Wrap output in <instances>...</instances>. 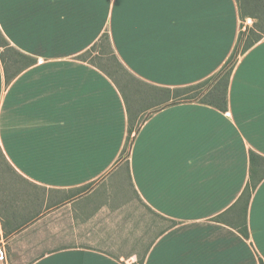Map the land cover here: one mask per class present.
Instances as JSON below:
<instances>
[{
  "label": "crops",
  "instance_id": "crops-1",
  "mask_svg": "<svg viewBox=\"0 0 264 264\" xmlns=\"http://www.w3.org/2000/svg\"><path fill=\"white\" fill-rule=\"evenodd\" d=\"M256 2L242 12L236 0H0V32L34 60L8 83L0 60L2 245L65 210L69 241L28 264L264 263V178L248 203V239L214 220L249 183L250 151L264 158V36L238 56L224 111L197 102L157 108L152 99L137 109L124 171L156 217L139 245L111 253L82 228L115 204L99 186L85 190L110 175L120 184L128 119L114 77L78 56L107 33L125 71L160 97L218 72L244 21L264 25V0ZM56 230L48 224L54 238Z\"/></svg>",
  "mask_w": 264,
  "mask_h": 264
},
{
  "label": "trees",
  "instance_id": "trees-1",
  "mask_svg": "<svg viewBox=\"0 0 264 264\" xmlns=\"http://www.w3.org/2000/svg\"><path fill=\"white\" fill-rule=\"evenodd\" d=\"M238 3V7L242 12H246L249 9L256 10L258 7V3L256 0H236ZM243 16V15H242ZM241 17V15H240ZM244 19V17H242ZM252 33L246 34L244 31H239L237 42L234 46L232 53L226 62L222 65V67L216 72L213 76L198 82L196 84L176 88V89H161L160 97L158 93L151 92L148 88H152L149 85L136 80L133 76L129 75L124 67L118 62L114 52L112 50L111 42L107 33H104L100 36L98 41L92 45L87 51H85L82 55L78 56V58L82 61H87L86 54L98 50V53L101 52L102 56L106 54V49L111 53L113 64L115 66L113 73H109L102 69L101 67L93 64L98 67L101 71H103L106 76L114 77V81L116 84L120 85V89L122 92V97L124 99V103L126 106L127 119H128V135L126 138V142L121 151L126 152L125 158L128 159L129 150L131 145L130 136L132 132L135 131V123L137 119V109L144 105L146 102L150 103V100H153V105L157 108H162L174 104H179L183 102H197L204 105H209L215 107L219 110L224 111L227 106V89L228 83L230 80V75L232 73L233 67L236 63V60L239 55L246 52L250 47H252L256 42H258L261 37L251 38ZM13 53V54H11ZM8 57L6 58V56ZM0 60L2 66L4 68L5 73V81L8 83L17 73H19L23 68L31 66L34 64V60L28 58L12 49L9 46V43L4 38L2 33L0 32ZM9 67H15L16 71L12 73V75H8ZM128 93H125V92ZM150 114L146 117H143L138 122H142L145 120ZM130 140L129 144L127 142ZM0 159L5 161L4 156L0 150ZM6 162V161H5ZM249 183L246 185L241 195L235 204L227 210L225 213L214 218L217 222H223L224 224H228L244 238L248 239V229L246 224V212L248 203L251 197L252 192L256 188V186L261 182L264 178V158L257 155L253 151L249 153ZM126 167L128 168V164L126 163ZM232 213V214H231ZM231 214V218H227V216ZM175 225V222L170 221V227ZM259 264H264L262 260H259Z\"/></svg>",
  "mask_w": 264,
  "mask_h": 264
},
{
  "label": "rangeland",
  "instance_id": "rangeland-1",
  "mask_svg": "<svg viewBox=\"0 0 264 264\" xmlns=\"http://www.w3.org/2000/svg\"><path fill=\"white\" fill-rule=\"evenodd\" d=\"M259 20L256 23L252 22L251 25L247 26L242 31L246 34L252 33L251 38L263 37V34H258L254 31L256 29L260 33L264 28V25ZM106 54L102 56L101 52L98 50L92 51L86 54V59L88 63L93 62V64L101 67L109 73L114 71V62L111 53L106 49ZM143 118V115L140 116ZM141 120V119H140ZM130 140L127 142L129 144ZM126 152L120 155L118 165H120V180L119 183H114L113 176L104 177V179L98 181L92 186H88L85 190L91 193L92 188L99 186L100 191H102L104 202L108 203L111 200H116L113 203H108L110 206H106L103 211L97 216H91L86 229V234L89 235L91 240H106L111 246L108 250L111 253L126 252L130 245L138 246V244H132L133 241L147 232L151 223L156 219L151 212H149L139 200L136 199L134 194L129 188L127 177L125 174V167L127 159L125 158ZM6 170L5 162L0 159V171ZM10 176V174H8ZM120 185V186H119ZM98 189H96L97 191ZM113 206V207H112ZM133 207V208H132ZM46 213V221L41 223H36V228L30 229L29 231L22 234L18 240H13L8 243L3 242V247L6 253V263L3 264H28L35 256L48 249L58 246L65 241H69L70 235L66 234L71 232L72 225L70 222L69 212L65 210H60L57 214L48 216ZM45 215V214H44ZM54 223L56 225L57 236L54 238L48 232V224ZM164 225V223H163ZM83 232V233H85ZM132 241V242H131ZM146 244V243H145ZM134 248V247H133ZM142 252V251H140ZM129 259L125 261L128 264Z\"/></svg>",
  "mask_w": 264,
  "mask_h": 264
},
{
  "label": "built area",
  "instance_id": "built-area-1",
  "mask_svg": "<svg viewBox=\"0 0 264 264\" xmlns=\"http://www.w3.org/2000/svg\"><path fill=\"white\" fill-rule=\"evenodd\" d=\"M250 20H246L244 21V26H249ZM6 261V254H5V250L3 248L2 242L0 241V263H3Z\"/></svg>",
  "mask_w": 264,
  "mask_h": 264
}]
</instances>
